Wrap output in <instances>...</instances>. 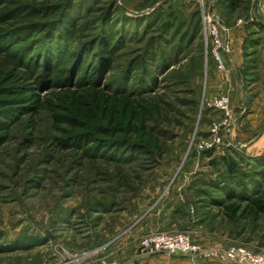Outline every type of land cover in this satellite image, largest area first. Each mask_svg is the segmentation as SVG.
Instances as JSON below:
<instances>
[{
  "label": "rangeland",
  "instance_id": "374dc122",
  "mask_svg": "<svg viewBox=\"0 0 264 264\" xmlns=\"http://www.w3.org/2000/svg\"><path fill=\"white\" fill-rule=\"evenodd\" d=\"M68 1L82 16L74 19L69 39L73 48L91 33L93 26L84 23V18L108 10L106 31L116 41L110 52V70L101 82L135 90L156 105L150 130L159 138L160 149L147 157L120 152L109 159L81 158L75 150L57 147L54 138L59 135L46 112L15 124L0 147V264H188L182 256L149 255L138 246L142 234L175 231L186 233L201 248L219 251L240 245L264 254V216L257 221L228 219L220 206L228 201L221 190L227 183L224 166L210 165L201 148L212 123L220 125L221 138L223 133V115L207 107L212 94L221 95L218 79L226 77L211 57L210 32L216 29L220 36L221 19L229 31L240 28L246 36L255 34L251 39L260 38L262 28L254 25L258 15L264 22L259 0H242L235 13L220 8L215 0ZM57 2L1 0L0 34L25 23L20 16L26 9L16 8L20 4L37 8ZM7 8L17 11L4 14ZM162 23L165 33L160 29ZM18 41L17 36L1 40L0 47L14 56ZM160 51L167 63L152 68L149 83L146 79L140 83L144 78L140 58L149 59L150 54L154 58ZM26 56V62L33 57ZM69 58L66 55L63 64L48 69L49 83L42 94L68 85L65 67ZM150 84L151 88L142 90ZM251 85L244 83L245 99L236 89L233 106L229 105L232 121L249 113ZM213 150L215 158L233 155L232 150L244 158L242 175L233 184L241 180L250 188L252 179L260 181L256 172L261 169L248 159L256 156L248 155L242 145L227 144L222 138ZM31 238L45 244L21 247ZM14 244L19 247L6 249ZM202 264L231 263L219 258Z\"/></svg>",
  "mask_w": 264,
  "mask_h": 264
},
{
  "label": "trees",
  "instance_id": "16d2710c",
  "mask_svg": "<svg viewBox=\"0 0 264 264\" xmlns=\"http://www.w3.org/2000/svg\"><path fill=\"white\" fill-rule=\"evenodd\" d=\"M84 2L91 3V0ZM242 2L215 0V4L228 13L237 12ZM72 6L73 3L68 0H59L55 4H45L37 8L20 4L16 8L26 9L20 16L25 23L20 28H13L0 34V41L16 36L20 41L17 43L19 48L14 56L7 53L8 49L5 47H0V147L6 142L15 124L26 117L31 121L40 112H46L59 135L54 138L57 147L75 150L81 158L109 159L120 152L147 157L158 152L159 138L150 130V123L157 113L156 105L137 95L135 90L128 91L120 84L116 88H111L101 82L102 76L110 70V52L112 44L116 41L110 40L111 35L106 31L108 10L98 17L84 18V23L93 26L90 28L91 33L87 36V41H82L73 48L69 39L73 36L74 19L82 16L80 11L78 9L74 11ZM16 11L7 8L4 14ZM220 24L229 28L221 19ZM162 25L160 29L162 28L165 33L166 25L164 23ZM254 25L264 30V22L259 15L255 17ZM197 30L198 26H195V31ZM254 35L249 33L244 38L245 65L238 73L242 89L246 93L244 83L252 84L255 81L253 74L249 73H253L256 67L255 54L260 38L251 39ZM30 54L33 55L32 58ZM25 55L31 58L29 62H26ZM66 55L70 57L65 67L69 77L68 85L49 94H42V89L49 83L46 74L49 72L48 69H52L53 65L63 64ZM82 55L87 56L86 60ZM144 56L139 62L144 78L139 82L143 83V79H146L149 83L152 68L163 66L168 58L161 51L154 58L152 54L148 55L149 59ZM213 61L216 64L214 59ZM41 73L46 74L45 78ZM152 86L153 84L146 85L142 90ZM192 104L196 105V102L192 100ZM209 111L212 113V109ZM213 152V149L204 150L202 154L210 159V165L214 166L218 162L224 166L223 172L227 177V183L221 186V190H225L228 201L218 203L223 207L228 219L257 221L263 217L264 155L248 158L256 168L261 169L256 172L260 181L252 179L253 186L248 188L241 180H237L235 182L237 184L232 183L242 175L240 164L244 163V158L234 150L233 155H222L218 158L213 157ZM44 244V240L31 238L25 239L21 247L31 248ZM15 247L19 245L14 244L6 249L13 250Z\"/></svg>",
  "mask_w": 264,
  "mask_h": 264
},
{
  "label": "built area",
  "instance_id": "2783aa9c",
  "mask_svg": "<svg viewBox=\"0 0 264 264\" xmlns=\"http://www.w3.org/2000/svg\"><path fill=\"white\" fill-rule=\"evenodd\" d=\"M213 39L212 57L216 62L219 70L227 71L223 55L229 52V30L226 27H221V33L216 29L210 32ZM230 101L226 95L213 96L207 103L208 108L218 110L223 115L222 138L225 139L227 144H231V129L232 118L230 115ZM220 137V125L212 123L209 126V137L202 140L201 148L204 150H211L217 145L222 143ZM224 143V142H223ZM139 248L149 255H164L168 257L182 256L188 264H202V259L214 255L231 264H264V254L254 252L244 246L231 245L225 250L207 253L202 248L194 243L191 238L183 232H153L142 235L138 242Z\"/></svg>",
  "mask_w": 264,
  "mask_h": 264
},
{
  "label": "crops",
  "instance_id": "0c3cea01",
  "mask_svg": "<svg viewBox=\"0 0 264 264\" xmlns=\"http://www.w3.org/2000/svg\"><path fill=\"white\" fill-rule=\"evenodd\" d=\"M259 2V9L261 10L262 16L264 18V0H259ZM258 35L260 37V43L256 47V67L253 73H249L253 74V78L255 79V81L249 87V94L251 95L252 99L248 106L249 113L241 116L238 122L233 120V126L231 129L232 141L242 145L246 153L251 156H259L264 153V30L259 31ZM245 36L244 29H230L229 52L223 55L224 63L227 71H229V74H226L225 79L222 77L218 79L221 85L219 90L217 89V92L221 95H226L229 98L230 105L232 106L234 103V97L236 95V89L240 90V94L244 99L247 94L246 91L242 89V86L240 85V79L238 77V73L243 70L245 65L243 56V41ZM216 95L219 94L214 93L211 95V97ZM243 104L244 110H247L246 100ZM241 129H243L244 132L240 131ZM238 139L242 140V142ZM202 249L207 253H213L216 250L214 247H203ZM211 260L218 261L219 258L211 255L209 257L203 258L201 261L203 263ZM182 261L186 262L184 258H182Z\"/></svg>",
  "mask_w": 264,
  "mask_h": 264
}]
</instances>
